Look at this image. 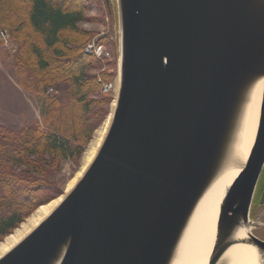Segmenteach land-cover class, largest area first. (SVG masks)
<instances>
[{
	"label": "water",
	"instance_id": "water-1",
	"mask_svg": "<svg viewBox=\"0 0 264 264\" xmlns=\"http://www.w3.org/2000/svg\"><path fill=\"white\" fill-rule=\"evenodd\" d=\"M116 3L118 91L103 142L0 264H174L197 208L232 173L207 264L236 245L264 259L251 233L264 170V0Z\"/></svg>",
	"mask_w": 264,
	"mask_h": 264
},
{
	"label": "trees",
	"instance_id": "trees-1",
	"mask_svg": "<svg viewBox=\"0 0 264 264\" xmlns=\"http://www.w3.org/2000/svg\"><path fill=\"white\" fill-rule=\"evenodd\" d=\"M101 1L0 0V33L6 32L14 46L17 84L46 96L42 123L18 131L0 124V242L32 210L62 194L51 174L79 159L106 116L110 98L97 94L115 74L89 76L87 71L103 62L86 50L106 41L78 27ZM62 90L65 98L50 94Z\"/></svg>",
	"mask_w": 264,
	"mask_h": 264
},
{
	"label": "rangeland",
	"instance_id": "rangeland-1",
	"mask_svg": "<svg viewBox=\"0 0 264 264\" xmlns=\"http://www.w3.org/2000/svg\"><path fill=\"white\" fill-rule=\"evenodd\" d=\"M85 16L86 21L78 23V27L94 34L95 39L103 38L106 41V45H99L102 46V54H96L93 51L94 55L103 62L102 65L88 70L87 74L89 76H98L102 72H112L115 74V78L113 82L107 84L112 86L111 90L108 91L105 89L107 85H103L101 91L97 94L98 97L106 96L110 98V103L104 107L106 116L101 125L93 132L91 140L84 148L82 155L77 161H66L61 165V171L54 172L50 176L51 181L56 183L61 189L62 194H64L67 183L81 168L84 155L86 154L96 131L102 127L106 119L112 113L117 90L116 83L119 67V25L116 0H102L96 6L87 10ZM92 44H89L88 46ZM94 46L96 47L97 45ZM13 48L14 46L10 41L7 43L3 41V45L0 47V124L14 131H18L31 123H42V115L46 106V96H37L26 91L25 103L16 98L14 101L10 85L13 76H15L12 66L13 55L15 54ZM50 94L51 96L58 94L61 98H65L63 90L58 93L51 92ZM60 196H56L55 199ZM259 205V198L257 196L256 203L252 208L251 220L253 223L251 228L254 236L264 239V206ZM34 210H32L29 216Z\"/></svg>",
	"mask_w": 264,
	"mask_h": 264
},
{
	"label": "bare ground",
	"instance_id": "bare-ground-1",
	"mask_svg": "<svg viewBox=\"0 0 264 264\" xmlns=\"http://www.w3.org/2000/svg\"><path fill=\"white\" fill-rule=\"evenodd\" d=\"M118 91V80H117ZM257 93L254 96L253 103L250 106L249 114L246 121V135L252 130L255 122L257 111ZM116 98V96H115ZM115 101V99H114ZM114 107V105H113ZM111 114L106 119L105 123L100 127L92 141L89 144L86 154L84 155L82 166L78 172L71 178L65 187L64 194L72 190L75 184L81 178L83 172L92 162L96 156L100 145L106 135ZM235 173L226 174L215 183L209 193L203 199L187 231L185 239L179 249L174 264H207L209 255L215 238L216 220L219 210V204L225 195L227 188L234 179ZM63 197H58L44 205L36 208L33 213L23 222L19 228L8 235L2 242H0V257L11 250L18 244L25 236H27L38 224L45 220L60 204ZM252 233V228H251ZM245 231H240L239 237H244ZM222 264H264V259L259 257L257 251L251 246L236 245L234 246L222 260Z\"/></svg>",
	"mask_w": 264,
	"mask_h": 264
},
{
	"label": "crops",
	"instance_id": "crops-1",
	"mask_svg": "<svg viewBox=\"0 0 264 264\" xmlns=\"http://www.w3.org/2000/svg\"><path fill=\"white\" fill-rule=\"evenodd\" d=\"M10 85H11V88H12V93H13V97L12 98L14 99V101H15V98H16V99H19V101H22L23 103H25V95H26L27 92L24 89H22L21 87H19V85L17 84V82L15 80V76H13V80H12V83ZM2 116H4V115H2Z\"/></svg>",
	"mask_w": 264,
	"mask_h": 264
},
{
	"label": "flooded vegetation",
	"instance_id": "flooded-vegetation-1",
	"mask_svg": "<svg viewBox=\"0 0 264 264\" xmlns=\"http://www.w3.org/2000/svg\"><path fill=\"white\" fill-rule=\"evenodd\" d=\"M263 192H264V170L262 172V175H261V178H260V181H259V184H258V188H257L256 194H255V198H254V201H253V205L256 203V198L258 196L259 204H260L259 206H262V205L264 206V201H263V203H261ZM253 205H252V208H253ZM251 214H252V210H251ZM252 223H253V221H252ZM255 237H257V236H255ZM257 238L262 240V241H264V239H261L259 237H257Z\"/></svg>",
	"mask_w": 264,
	"mask_h": 264
},
{
	"label": "built area",
	"instance_id": "built-area-1",
	"mask_svg": "<svg viewBox=\"0 0 264 264\" xmlns=\"http://www.w3.org/2000/svg\"><path fill=\"white\" fill-rule=\"evenodd\" d=\"M0 37H1V39L4 41V42H8V36H7V34H6V32H1L0 33ZM95 44H92V45H90V46H87V48H86V50L88 51V52H95L96 54H102L103 52H102V46H94ZM111 88H112V86L111 85H107L106 87H105V89H107L108 91L109 90H111Z\"/></svg>",
	"mask_w": 264,
	"mask_h": 264
}]
</instances>
